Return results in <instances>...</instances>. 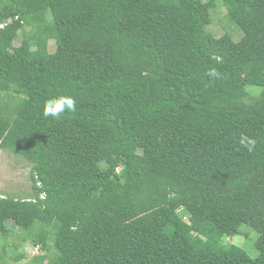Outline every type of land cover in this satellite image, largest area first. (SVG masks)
<instances>
[{
	"label": "trees",
	"instance_id": "1",
	"mask_svg": "<svg viewBox=\"0 0 264 264\" xmlns=\"http://www.w3.org/2000/svg\"><path fill=\"white\" fill-rule=\"evenodd\" d=\"M0 148V264H264V0H0Z\"/></svg>",
	"mask_w": 264,
	"mask_h": 264
},
{
	"label": "rangeland",
	"instance_id": "2",
	"mask_svg": "<svg viewBox=\"0 0 264 264\" xmlns=\"http://www.w3.org/2000/svg\"><path fill=\"white\" fill-rule=\"evenodd\" d=\"M216 20V17H214ZM213 34L214 36L220 37L224 35L227 31L223 27L215 22H213ZM240 36V32H235V40ZM20 40H15L14 45H19ZM48 49L50 52L53 51L54 45L52 41H49ZM29 166L23 162L19 157L10 154L6 150L0 148V196H5L6 194H11L16 197L25 196L28 192H31L30 180H29ZM8 228L12 230L7 235L8 241H19L14 234L18 233L17 227L14 225L12 220L6 221ZM249 229V230H248ZM240 234H234L233 236L227 237L228 242L235 243L236 245L245 249L251 257L256 256L257 249L255 246L258 233L256 230L249 228L247 225H242L240 227ZM3 237L0 234V251H2ZM6 251L9 255H16L20 251L23 252L25 257L20 259L19 262H10L6 259L7 264H27L28 260L33 257L34 254H38V250L30 241L22 242L21 247L14 248L8 246ZM41 253V252H40Z\"/></svg>",
	"mask_w": 264,
	"mask_h": 264
},
{
	"label": "clouds",
	"instance_id": "3",
	"mask_svg": "<svg viewBox=\"0 0 264 264\" xmlns=\"http://www.w3.org/2000/svg\"><path fill=\"white\" fill-rule=\"evenodd\" d=\"M209 77L216 78L219 73L212 69L208 72ZM76 110V102L71 96H57L48 99L44 104L43 115L47 118L49 116L59 119L65 112H74ZM240 144L249 152H252L256 146V140L242 135ZM37 248V246H35ZM38 249V248H37Z\"/></svg>",
	"mask_w": 264,
	"mask_h": 264
}]
</instances>
